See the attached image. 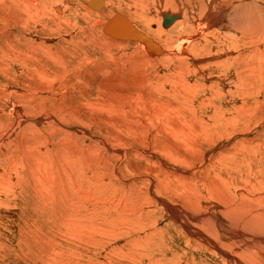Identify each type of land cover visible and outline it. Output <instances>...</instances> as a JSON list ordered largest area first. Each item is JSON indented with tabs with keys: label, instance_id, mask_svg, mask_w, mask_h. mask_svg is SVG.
Listing matches in <instances>:
<instances>
[{
	"label": "rangeland",
	"instance_id": "374dc122",
	"mask_svg": "<svg viewBox=\"0 0 264 264\" xmlns=\"http://www.w3.org/2000/svg\"><path fill=\"white\" fill-rule=\"evenodd\" d=\"M88 1L69 0L61 3L60 16L50 12L44 18L45 9L40 18L21 0H0V129L17 119L13 103L24 115L0 149V264H223L193 231L211 218L214 229L221 218L225 229L263 237L251 231L255 220L240 211L248 204L250 212H264V186L254 182L264 180V62L254 59L261 71L248 67L252 55H264V44L250 38L249 44L240 42L246 50L237 51L223 31L192 55L194 61L145 56L135 42L105 40L94 25L96 15L109 20L111 8L130 14L142 29L158 30L157 21L145 19H157L161 3L178 10L190 7L188 0H104L101 8ZM193 15L186 9L184 18ZM178 21L168 31L160 25L165 31L158 38L173 40L193 30ZM245 29L262 32L258 21ZM215 55L222 61L213 67ZM40 148L50 163L38 162V179L53 185L50 202L46 190L18 187L30 175L20 182L8 168L16 151L30 167ZM219 174L232 184L221 189L214 180ZM153 192L178 219L151 199ZM253 245L264 257L262 247ZM246 255L242 261L253 264Z\"/></svg>",
	"mask_w": 264,
	"mask_h": 264
},
{
	"label": "bare ground",
	"instance_id": "6f19581e",
	"mask_svg": "<svg viewBox=\"0 0 264 264\" xmlns=\"http://www.w3.org/2000/svg\"><path fill=\"white\" fill-rule=\"evenodd\" d=\"M31 3H29L27 0H21V2L19 3V5L21 6H25V7H28L30 9H32L34 12L33 14H35L36 12V15L39 14V17L40 18H43V12H45V9H46V13H45V17L46 18L48 15V13L50 12H53L55 13L56 15L60 16L64 11H63V7L65 5L61 4V3H69V0H29ZM39 1V2H38ZM135 2L137 0H134ZM139 1V0H138ZM137 1V2H138ZM163 1V0H162ZM168 2V0H166ZM198 2V4L201 6V8L204 10V11H201V13L203 14H200L197 11V8H198V4L195 2V3H191L192 1L191 0H188V1H185L187 3L190 4V7L186 4L187 7H184V6H179L178 7V10H176V8H173L171 7V9L169 8H165L167 5H164L165 7H163V5L160 4V8L158 10V14H159V17L156 19H148L146 18L145 20H147L148 22L150 21H157V26H158V30H146L147 28L145 29H142L140 28L136 22H138V20L136 21L135 19H132L131 18V15L129 14L128 16H125L124 14H122L123 16H125L127 18V20L130 22V24L135 27L139 32H142L144 33L146 36H148L149 38L152 39V41L157 45V49L155 50H151L149 49L148 47V44L147 42H143V41H139V40H132V39H123V38H115V37H112L108 34L105 33L104 31V28L108 22V19L105 21V20H101V17H102V12L98 13L96 15V19L94 20V25L100 30V33L101 35L104 37L105 40H107L108 42L110 43H117V44H121L123 42H126V41H131V42H135L136 45L141 49V51L144 53L145 56H147V54H149L151 57H161L163 56V58L165 57H169V55H173V56H179L181 58H186V59H190V60H193L194 61V57L192 56L193 54H198L200 51H205V46L208 44H211V40H214V42H216V35L219 33V32H223V31H227L229 32L230 36H232V39H233V42L231 44V48L234 49V50H237V51H244L246 50L245 48L244 49H241L242 47L244 46H241L240 47V42H242L243 44L247 43L249 44L250 43V38H257L256 39V42L257 43H262L264 44V37L263 39H261L260 37L263 36L264 34V4L263 3H259L261 0H249L247 2L243 1L242 3H239L238 0H196ZM89 2V1H88ZM87 2V3H88ZM110 2V1H109ZM176 2H180V0H176ZM34 3V4H33ZM86 3V5L88 6V4ZM106 3V2H105ZM108 3V2H107ZM160 3V2H159ZM172 3V2H171ZM179 3V4H180ZM184 3V2H183ZM138 4V3H136ZM169 4V2L167 3ZM174 4V3H172ZM177 4V3H175ZM174 4V5H175ZM184 4V5H185ZM108 5V4H107ZM111 5V3H110ZM114 5V4H113ZM237 5V7H235ZM105 6V5H104ZM132 6V5H131ZM143 6V4H142ZM170 6V5H169ZM177 6V5H175ZM235 7V9H234ZM106 8V7H105ZM108 8V7H107ZM173 8V9H172ZM241 8V9H240ZM41 9V12H39V10ZM125 10V8H123ZM122 9V10H123ZM176 11H175V10ZM186 9H188V13H193L194 15V18H191L188 19L187 17L184 18V14H185V11ZM92 10V9H91ZM208 12H207V11ZM238 10V11H237ZM96 11V10H95ZM106 11V10H104ZM162 11H170L172 13H177V12H180L182 11V17L179 18V19H183L180 20L179 19H176L173 24L171 26H169L168 28L172 27L178 20V22L181 23V27H187L188 24L190 25L189 27L192 26L193 28V32L192 31H186L187 33L186 34H182L178 37V39L176 40V38H174L176 41H173L172 38L169 39L172 40L171 43L173 42V44H170L169 43V39L168 40H164V41H161L159 38H161V34L164 33V31L168 28L165 29V27L163 26V16L161 14ZM206 11L207 14L204 15V12ZM62 12V13H61ZM108 12H110V18L111 19L115 14H117L116 12L113 13V9H108ZM128 12V11H127ZM157 12V11H156ZM133 13V12H132ZM102 14V15H101ZM135 14V13H134ZM157 15V14H156ZM192 15V14H191ZM200 15V17L198 16ZM206 15L207 18H206ZM214 15V16H213ZM135 16V15H134ZM145 16V15H144ZM143 16V17H144ZM147 16V15H146ZM192 16V17H193ZM203 16V17H201ZM205 16V17H204ZM136 17V16H135ZM156 17V16H155ZM139 18V20L142 18L140 17H137ZM190 18V17H189ZM209 18H213L212 20H210ZM135 20V21H134ZM143 20V19H141ZM140 20V21H141ZM144 20V21H145ZM218 20V21H217ZM139 21V22H140ZM147 21L145 22V25L148 26L147 24ZM255 21H258L260 24H261V27H262V32L259 31L258 32V29H255L252 31L253 35L250 34L245 28H247L249 25L253 24ZM142 22V21H141ZM144 23V22H143ZM142 24V23H141ZM162 25L164 27L165 30L162 29V27L160 26ZM216 25V27H215ZM156 26V27H157ZM122 27H125V24H123ZM142 27V26H141ZM150 27V26H149ZM152 27H155V25H153ZM127 28V27H126ZM144 28V27H143ZM188 28V27H187ZM152 31V32H151ZM168 31V30H166ZM181 31V30H180ZM185 31V30H184ZM183 32V30H182ZM166 33V32H165ZM100 35V36H101ZM107 35V36H106ZM167 35V34H166ZM159 37V38H158ZM212 37L214 39H212ZM167 38H168V35H167ZM204 39L202 41V39ZM210 38V40L208 39ZM201 39V40H200ZM220 40V38L218 39ZM123 41V42H121ZM202 42H204V45H202ZM195 43V44H194ZM170 44V45H169ZM194 44V45H193ZM250 46V45H248ZM257 47H260V45H258ZM109 48V47H108ZM254 47L251 46V47H248V49H253ZM190 50V51H189ZM232 50L231 53L235 52ZM192 51V52H191ZM191 52V53H190ZM178 55H177V54ZM202 53V52H201ZM204 53V52H203ZM234 53V55H235ZM158 55V56H156ZM166 55V56H164ZM228 55V54H227ZM150 57V58H151ZM167 57V58H168ZM217 60L214 61V62H210L211 66L213 67H216V64H220L221 61H222V56H214ZM238 57V56H237ZM255 58H259L262 62H264V55H262L259 51L252 55V65H248V67L251 68V72L254 73V72H257V71H261L260 68H258L257 66L254 65V59ZM154 59V58H153ZM181 61V60H180ZM194 63V62H193ZM206 64V63H205ZM209 64V63H208ZM213 69V68H212ZM214 71H216L214 69ZM222 72V71H221ZM29 74V73H28ZM193 74V73H192ZM210 74V73H209ZM250 77H253V75H250ZM210 78V77H209ZM215 79V78H214ZM217 79V78H216ZM223 82V81H221ZM20 107L19 104L17 103H13L11 105V108L12 109H15L17 110L18 112L16 113V115L18 116L16 120L13 121L12 123V126L10 128H5V129H0V149H2L3 145H4V142L7 138L11 137L14 133L16 132V130L21 126V123H22V119L24 118V115L23 113H20ZM26 117L29 118L28 121H32L33 122V118L32 117H29V115H27L26 113ZM211 129V127H210ZM184 132V131H182ZM181 132V133H182ZM199 138V137H198ZM197 141V140H196ZM200 141V140H199ZM199 141H198V144H199ZM197 143V142H196ZM146 144V143H145ZM196 145V144H195ZM194 145V146H195ZM197 146V145H196ZM40 147V145H39ZM41 153H43V151H41V148L37 150V152L35 153V155H32V157L36 160V163L34 162L33 165H31L30 167H28L27 165H25V161L21 158L20 156V152L19 151H16L15 152V155L12 157L13 160H10V163H9V167L11 169V172H13L14 174H18V178H19V181L21 180L22 177L26 176V175H30V178H31V181L29 183H22V186H18V187H21L23 189H36L38 192H40V188L42 190H46V192L48 193L49 197L47 198V195L46 196H43L45 197L44 199L47 200V201H51V199H53V197L55 196L54 192H53V185H50L47 187V185L45 186L44 183L45 182H40L39 179H38V170H37V167L40 168V163L42 164H46L47 163H50L49 161H46L43 157H41ZM38 155V156H36ZM141 156V155H140ZM143 156V155H142ZM41 157V159H40ZM248 158L245 157V159H243L242 161H246ZM34 160V161H35ZM48 160V159H47ZM29 161L30 159L28 160V164H29ZM133 161V160H132ZM160 162V161H159ZM169 165V164H168ZM67 166V165H66ZM215 166V165H214ZM27 169V170H26ZM150 169V168H149ZM169 169V168H168ZM168 169H166L168 171ZM259 169H261L262 171H264V166L262 167H259ZM163 170V169H162ZM243 170V169H242ZM64 171V170H63ZM170 171V170H169ZM168 171V172H169ZM178 171V170H177ZM181 172V170H179ZM24 172V174H23ZM150 172V171H149ZM174 172H175V169H174ZM40 173V172H39ZM172 173V172H170ZM12 174V173H11ZM145 174V173H144ZM173 174V173H172ZM222 174V173H221ZM221 174H219V177L216 178L214 177V180L217 182V184L221 187H223V185H231L232 183L229 182V180L226 178H223L221 176ZM250 174L253 176V172H250ZM149 175V173H148ZM153 175V173L151 174ZM156 175V174H155ZM176 175V174H175ZM174 175V176H175ZM181 175V174H180ZM183 175H186L185 173H183ZM191 175V174H190ZM264 175V174H263ZM43 176V175H42ZM177 176V175H176ZM41 177V176H40ZM39 177V178H40ZM45 177V176H43ZM42 177V178H43ZM148 177V176H147ZM181 177V176H180ZM12 178V177H11ZM169 178V177H168ZM179 178V177H178ZM192 178V177H190ZM252 178V177H251ZM44 179V178H43ZM153 179V178H152ZM150 179L151 182H153V180ZM157 179V178H156ZM181 179V178H180ZM189 179V178H188ZM262 179V178H261ZM10 179H8L9 181ZM160 181V179H157V181ZM186 180V179H185ZM226 181V184H225V181ZM45 181V180H44ZM168 181V180H167ZM170 181V180H169ZM11 186L9 187V189H13L15 190L16 189V186H15V181H11L8 182V183H11ZM21 182V181H20ZM166 182V181H165ZM172 182V181H171ZM254 182H257V184L259 186H264V180H259L257 177L256 179L254 180ZM19 183V182H18ZM52 183V182H51ZM37 184L39 186H37ZM40 184H42V187L40 186ZM143 184V183H142ZM256 185V183H254V186H258ZM55 186V185H54ZM41 190V191H42ZM68 190V189H67ZM82 190V189H81ZM224 190V189H223ZM236 190L238 192H241L243 191V189L241 188H237L236 187ZM245 191V190H244ZM252 191V190H251ZM55 192H56V187H55ZM245 193V192H243ZM40 194V193H39ZM138 194V193H137ZM248 194V193H247ZM45 195V194H44ZM82 195V194H81ZM161 195V194H160ZM80 196V195H79ZM138 196V199H140L142 197V195H137ZM152 198L149 197V199H157L158 201H160L161 203L159 204H163L165 210H166V215L170 216V217H175L176 219H178V217L174 216V208L171 207V206H168L167 203L163 202V200L161 198H159V192L157 193H152ZM64 197V196H63ZM144 197V196H143ZM146 197V196H145ZM148 197V196H147ZM204 196H202L203 198ZM67 198V197H65ZM64 198V199H65ZM80 198V197H78ZM163 198V197H162ZM201 198V199H202ZM78 200V199H77ZM81 200V198H80ZM84 200V199H83ZM59 201V200H57ZM204 201V200H201V202ZM68 202V200H67ZM66 202V203H67ZM157 202V201H156ZM76 203V202H75ZM139 203V202H138ZM137 203V204H138ZM148 203V202H146ZM209 203V202H208ZM61 204V203H60ZM78 204V203H77ZM136 204V203H135ZM140 204V203H139ZM64 205H66L64 203ZM200 205V204H199ZM70 206V205H69ZM68 206V207H69ZM142 206V204H141ZM162 206V205H161ZM248 204H243L241 206L242 211L241 214H244V216L242 217H246V219H250V221L252 219L255 220L254 223V226L251 225V222L248 223L251 225V228L252 227H255V229H251V231L253 232H259L260 235H263V237L261 238H256L253 234L251 233H248L247 231H242V229H238L236 231V233L233 231V228L231 229H225V224H224V221L221 219V218H216V222L215 223V226L217 227V229L215 230L214 229H210V227L212 228V226L214 225V223L212 222V218L211 219H207L203 222L200 223V219L201 217L200 216H194L192 217V219L198 223H200L201 225H205L204 226V229H197V227L195 226H187L185 224H182V222L180 223V221H178L179 225H182L184 226L185 229L191 231L192 229L191 228H194V229H197L196 231H193L196 235L202 237V243H207L209 246H211L213 248L211 254H217L219 256V259L220 261L223 262V264H247V262H243L242 259L244 257V254L246 253L247 255L245 256V258L247 256H250L253 260V264H264V257H259L258 254H259V249H257L253 244L254 243H257L258 245L257 246H261L262 248H260L263 252H264V212H257V213H252L248 210ZM59 207V206H58ZM135 207V205H134ZM137 207V206H136ZM200 207V206H199ZM250 207V206H249ZM60 208V207H59ZM150 208V207H149ZM207 208V207H206ZM63 209V208H62ZM66 209V208H64ZM72 209V208H71ZM251 209V208H250ZM70 210V209H69ZM245 210V211H244ZM72 212V211H71ZM255 212V211H254ZM199 215V214H198ZM249 216H252L253 218H250ZM238 217L240 218V216L238 215ZM155 219V218H154ZM182 219V218H181ZM242 219V218H241ZM244 219V218H243ZM170 220H172L170 218ZM246 221V220H245ZM243 222V221H242ZM249 222V221H248ZM156 223V222H155ZM177 223V222H176ZM245 224H247V222H245ZM144 225V224H143ZM233 225V224H232ZM235 226V225H233ZM105 230V229H104ZM211 230V231H209ZM215 230V231H214ZM102 231V230H101ZM99 231V232H101ZM245 236H247L245 238ZM244 238V239H242ZM231 240V241H229ZM226 241H229L231 242L232 244V248H230V246H228L227 242ZM228 242V243H229ZM207 245V246H208ZM226 248V250H223V249ZM240 248H243V250H240ZM230 249V250H228ZM206 250V249H205ZM260 250V251H261ZM209 252V253H210ZM203 253V252H202ZM241 255V256H240ZM262 256V255H261ZM131 258H135V257H131ZM161 258V257H159ZM251 258H248V259H251ZM156 259V258H155ZM158 260V259H157ZM151 263L149 264H152V260H150ZM155 261V260H154ZM143 262V261H141ZM149 262V261H148ZM249 262V261H248ZM144 263V262H143ZM250 263V262H249Z\"/></svg>",
	"mask_w": 264,
	"mask_h": 264
},
{
	"label": "water",
	"instance_id": "95a60500",
	"mask_svg": "<svg viewBox=\"0 0 264 264\" xmlns=\"http://www.w3.org/2000/svg\"><path fill=\"white\" fill-rule=\"evenodd\" d=\"M87 4L92 8H101L104 4V0H90ZM161 14L163 16V26L165 28H168L176 19L182 17V11L177 13L162 11ZM123 24H125V27H122ZM104 31L106 34L115 38L132 39L147 42L149 49H157V45L152 41L151 38L146 36L144 33L139 32L130 24L127 18L120 13L115 14L111 19L108 20Z\"/></svg>",
	"mask_w": 264,
	"mask_h": 264
}]
</instances>
